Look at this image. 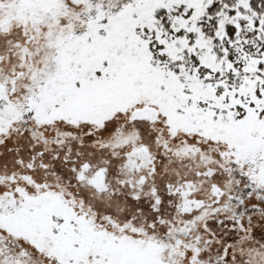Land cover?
I'll list each match as a JSON object with an SVG mask.
<instances>
[{"label":"snow or ice","instance_id":"obj_1","mask_svg":"<svg viewBox=\"0 0 264 264\" xmlns=\"http://www.w3.org/2000/svg\"><path fill=\"white\" fill-rule=\"evenodd\" d=\"M0 264H264V0H0Z\"/></svg>","mask_w":264,"mask_h":264}]
</instances>
